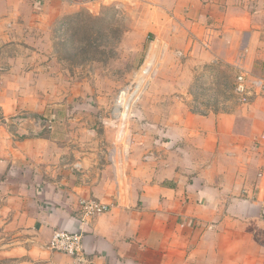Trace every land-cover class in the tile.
I'll list each match as a JSON object with an SVG mask.
<instances>
[{"label": "crops", "instance_id": "0c3cea01", "mask_svg": "<svg viewBox=\"0 0 264 264\" xmlns=\"http://www.w3.org/2000/svg\"><path fill=\"white\" fill-rule=\"evenodd\" d=\"M65 2L0 0V47L20 43L27 21L69 18L78 5ZM164 2L171 36L164 44L176 52L166 55V67L183 57L200 74L217 64L264 76V0ZM170 73L158 70L146 96H159L145 102L160 109L159 135L127 152L118 143L115 160L94 137V147L71 159L66 138L0 125L5 257L19 264H264V96L202 113ZM82 198L112 206L83 222ZM55 230L82 234V261L50 248Z\"/></svg>", "mask_w": 264, "mask_h": 264}, {"label": "rangeland", "instance_id": "374dc122", "mask_svg": "<svg viewBox=\"0 0 264 264\" xmlns=\"http://www.w3.org/2000/svg\"><path fill=\"white\" fill-rule=\"evenodd\" d=\"M71 1L78 9L69 18L27 21L16 35L20 43L0 47V125L11 132L33 128L54 134L59 143L66 138L71 159L94 147V137L115 160L118 143L127 152L159 135L153 121L160 109L148 104L158 103L159 96H146L163 66L171 72L169 81L184 86L180 95L194 111L227 110L256 97L240 100L229 65L209 64L200 74L182 57L166 67V55L176 52L164 44L171 37L164 0ZM17 262L0 252V264Z\"/></svg>", "mask_w": 264, "mask_h": 264}, {"label": "built area", "instance_id": "2783aa9c", "mask_svg": "<svg viewBox=\"0 0 264 264\" xmlns=\"http://www.w3.org/2000/svg\"><path fill=\"white\" fill-rule=\"evenodd\" d=\"M234 92L240 100H247L252 96H264V76H256L248 70L239 68L236 73ZM46 121L48 127L52 128V119ZM111 206L112 204L104 203L96 198H82L80 199L81 219L85 222L87 219L108 211ZM50 248L69 254L79 261L84 259L81 233L55 230L50 241Z\"/></svg>", "mask_w": 264, "mask_h": 264}]
</instances>
